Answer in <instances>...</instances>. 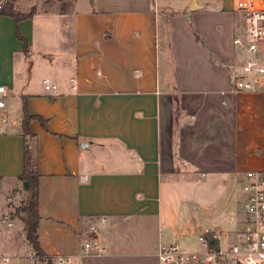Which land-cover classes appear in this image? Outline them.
I'll use <instances>...</instances> for the list:
<instances>
[{
  "label": "crops",
  "instance_id": "obj_1",
  "mask_svg": "<svg viewBox=\"0 0 264 264\" xmlns=\"http://www.w3.org/2000/svg\"><path fill=\"white\" fill-rule=\"evenodd\" d=\"M58 2L57 10L40 13V22L35 15L19 22L26 49L12 19L0 15L5 203L23 189L27 147L39 174L37 238L44 254L78 251L90 225L105 251L80 264H157L164 240L205 229L218 231L225 244L242 226L235 185L245 171L264 169V91L228 94L222 105L220 91L241 61L229 46L216 48L205 38L199 18L206 2ZM44 79L59 95L45 90ZM25 109L44 120L28 121L27 134ZM216 138L232 139L230 168L204 170L185 160L183 141ZM32 252L16 220L2 235L0 254Z\"/></svg>",
  "mask_w": 264,
  "mask_h": 264
},
{
  "label": "built area",
  "instance_id": "obj_2",
  "mask_svg": "<svg viewBox=\"0 0 264 264\" xmlns=\"http://www.w3.org/2000/svg\"><path fill=\"white\" fill-rule=\"evenodd\" d=\"M234 9L246 17L247 28L242 36L233 38L240 64L234 72L230 86L221 90L225 97L238 92L257 93L264 91V0H233ZM71 83L74 78H69ZM45 90L53 96L59 95L57 85L44 79ZM6 88L0 84V119L5 120ZM226 104V100H222ZM24 190L12 191L7 195L0 192V242L5 230H11L15 221L14 208L20 203ZM240 209L243 213L242 226L225 243L216 230L205 229L197 235L203 252H186L178 244L159 245L155 257L157 264H259L264 263V169L247 170L243 174ZM99 230L89 226V236L79 250L71 254L40 256L32 252L18 257L0 254V264H80L82 259L98 257L105 248L99 241Z\"/></svg>",
  "mask_w": 264,
  "mask_h": 264
},
{
  "label": "rangeland",
  "instance_id": "obj_3",
  "mask_svg": "<svg viewBox=\"0 0 264 264\" xmlns=\"http://www.w3.org/2000/svg\"><path fill=\"white\" fill-rule=\"evenodd\" d=\"M69 2L70 0H65ZM199 2H206L203 8V18H199L202 24V30L205 33V38L213 43L217 48L226 49L230 47V51L233 54H237L235 46L233 44V38L242 36L247 28L246 17L243 13L234 9L230 0H226L225 4L221 0H199ZM60 2L56 0H16V8L19 11L27 12L34 9L33 15L36 20L44 19L40 13L43 10L51 9L57 10L60 6ZM194 27V26H193ZM194 31H196L194 29ZM198 35V34H197ZM206 43V42H205ZM208 54L210 58H216L217 50L206 43ZM212 45V44H211ZM238 70V69H237ZM27 74L25 73L24 81L27 82ZM222 96V95H221ZM225 97L222 96V100ZM226 100V99H225ZM227 102V101H226ZM227 106L228 103L223 104ZM178 112L176 110L175 120L178 121ZM192 120V118H191ZM182 154L187 162H194L200 169L212 170L215 168H230L232 163V139L231 138H216V139H202V140H186L183 141ZM171 145L166 143L165 158L166 167L170 169L171 163ZM242 182L239 181L235 185L238 193H241ZM241 214V211H239ZM240 225L238 226V228ZM228 241V240H227ZM224 241V242H227ZM166 244H179L185 245L186 252H203L204 248L199 243L197 236L192 234H177L171 235L167 240L163 242ZM259 264H264L263 262Z\"/></svg>",
  "mask_w": 264,
  "mask_h": 264
},
{
  "label": "trees",
  "instance_id": "obj_4",
  "mask_svg": "<svg viewBox=\"0 0 264 264\" xmlns=\"http://www.w3.org/2000/svg\"><path fill=\"white\" fill-rule=\"evenodd\" d=\"M60 1V0H58ZM62 1V0H61ZM34 9L22 12L16 8V0H0V15L9 16L15 26L16 36L18 39L24 42L25 49L27 48V41L21 36L19 29V22L21 20L30 18ZM195 33V32H194ZM196 39L199 40L198 35L195 33ZM33 118H38L43 124V119L38 116H31L24 111V130L26 134L28 132V121ZM21 181H27L32 192L30 198L28 196L24 197L18 205L14 208L15 217L19 220L22 225V230L25 234V239L31 246V249L35 254L43 256L44 253L40 250L37 238V226L40 219L38 213V182L39 174L36 170V165L34 158L30 153L29 149L26 147L24 150V163H23V172L20 175ZM49 264V263H48Z\"/></svg>",
  "mask_w": 264,
  "mask_h": 264
},
{
  "label": "water",
  "instance_id": "obj_5",
  "mask_svg": "<svg viewBox=\"0 0 264 264\" xmlns=\"http://www.w3.org/2000/svg\"><path fill=\"white\" fill-rule=\"evenodd\" d=\"M22 187H23V189H24L25 191H27L28 198H30L31 195H32V192H31V190H30V187H29L28 182H27V181H23V182H22Z\"/></svg>",
  "mask_w": 264,
  "mask_h": 264
}]
</instances>
